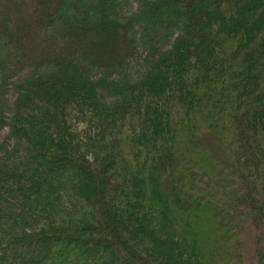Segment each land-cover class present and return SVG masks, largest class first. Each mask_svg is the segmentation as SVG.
I'll use <instances>...</instances> for the list:
<instances>
[{"label":"trees","instance_id":"obj_1","mask_svg":"<svg viewBox=\"0 0 264 264\" xmlns=\"http://www.w3.org/2000/svg\"><path fill=\"white\" fill-rule=\"evenodd\" d=\"M0 129V264H264V0H0Z\"/></svg>","mask_w":264,"mask_h":264},{"label":"rangeland","instance_id":"obj_2","mask_svg":"<svg viewBox=\"0 0 264 264\" xmlns=\"http://www.w3.org/2000/svg\"><path fill=\"white\" fill-rule=\"evenodd\" d=\"M10 100L13 99V96H11V94L9 95ZM7 132V129H0V141L3 139V137L5 136ZM251 235L254 237L255 236V232L253 230V232L250 231L249 233V240H247V236H243L241 239V244H243V249H244V254L246 255V259L250 256L251 250H252V243H251ZM242 261V259H241Z\"/></svg>","mask_w":264,"mask_h":264}]
</instances>
